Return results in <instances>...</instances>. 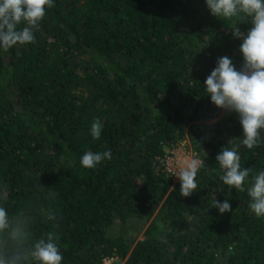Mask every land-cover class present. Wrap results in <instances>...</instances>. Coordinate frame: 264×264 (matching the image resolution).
I'll list each match as a JSON object with an SVG mask.
<instances>
[{"label":"trees","instance_id":"1","mask_svg":"<svg viewBox=\"0 0 264 264\" xmlns=\"http://www.w3.org/2000/svg\"><path fill=\"white\" fill-rule=\"evenodd\" d=\"M54 4L35 44L0 50V205L29 215L36 239L56 232L62 264H264V217L249 208L247 185L223 183L216 160L240 144L242 167L256 174L264 141L243 146L238 115L204 85L219 57L241 68L232 29L246 33L250 21L217 18L206 0ZM186 138L204 162L191 197L157 170ZM108 149L96 169L81 165L85 152ZM216 199L232 210L221 214ZM131 220L147 225L144 239L113 231Z\"/></svg>","mask_w":264,"mask_h":264},{"label":"clouds","instance_id":"2","mask_svg":"<svg viewBox=\"0 0 264 264\" xmlns=\"http://www.w3.org/2000/svg\"><path fill=\"white\" fill-rule=\"evenodd\" d=\"M206 5L217 18H246L252 25L246 33L239 27L232 29L233 37L242 41L241 68L238 70L228 56L219 57L204 85L214 105L238 115L243 129L241 144L253 149L264 141V0H206ZM54 6V0H0V50L8 52L14 47L35 44V33L47 10ZM90 131L94 140L101 138L103 123L99 118L94 119ZM239 148L240 144L227 146L217 155L223 170L220 179L238 192L245 191L247 185L249 208L257 217H264V170L250 175L252 169L242 167ZM105 159H112L111 149L87 151L80 163L86 169H96ZM203 163L191 159L173 174L180 181L181 196L191 197L197 191V175ZM213 207L221 214L232 210L227 199L222 203L216 199ZM47 219L55 217L49 214ZM31 225L29 215L9 213L0 205V264H62L57 233L50 231L36 239Z\"/></svg>","mask_w":264,"mask_h":264},{"label":"built area","instance_id":"3","mask_svg":"<svg viewBox=\"0 0 264 264\" xmlns=\"http://www.w3.org/2000/svg\"><path fill=\"white\" fill-rule=\"evenodd\" d=\"M191 159H199L194 153L191 144L186 140L179 142L171 151L158 158V171H162L170 178L174 184L180 183L179 179L173 174L182 166L186 165ZM202 161V160H201ZM117 257H107L101 264H115Z\"/></svg>","mask_w":264,"mask_h":264},{"label":"rangeland","instance_id":"4","mask_svg":"<svg viewBox=\"0 0 264 264\" xmlns=\"http://www.w3.org/2000/svg\"><path fill=\"white\" fill-rule=\"evenodd\" d=\"M227 112V111H226ZM225 113V112H224ZM218 121L217 120H214L212 123ZM187 141V143L189 141V139H184ZM172 149H166V151H171ZM146 226L142 225L141 223L137 222V221H134V220H131L129 221L126 225H124V227H119L117 226L113 231L115 232H122L127 238H129V240H134V241H138V240H142L144 239V231L146 230ZM115 264H123V261H119L117 260L115 262Z\"/></svg>","mask_w":264,"mask_h":264}]
</instances>
